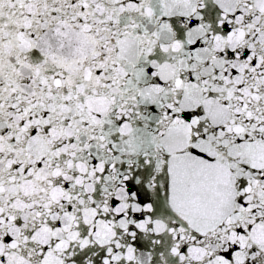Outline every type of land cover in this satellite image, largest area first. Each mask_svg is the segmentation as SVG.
I'll use <instances>...</instances> for the list:
<instances>
[{"label":"snow or ice","instance_id":"obj_1","mask_svg":"<svg viewBox=\"0 0 264 264\" xmlns=\"http://www.w3.org/2000/svg\"><path fill=\"white\" fill-rule=\"evenodd\" d=\"M0 264H264V0H0Z\"/></svg>","mask_w":264,"mask_h":264}]
</instances>
